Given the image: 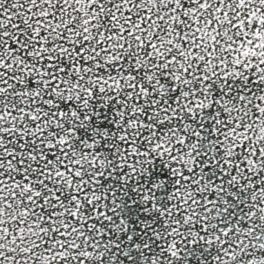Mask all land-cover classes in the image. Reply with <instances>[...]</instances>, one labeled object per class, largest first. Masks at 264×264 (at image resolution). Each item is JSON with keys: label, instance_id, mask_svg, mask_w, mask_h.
<instances>
[{"label": "snow or ice", "instance_id": "obj_1", "mask_svg": "<svg viewBox=\"0 0 264 264\" xmlns=\"http://www.w3.org/2000/svg\"><path fill=\"white\" fill-rule=\"evenodd\" d=\"M0 264H264V0H0Z\"/></svg>", "mask_w": 264, "mask_h": 264}]
</instances>
